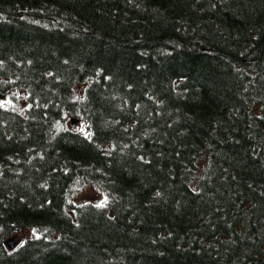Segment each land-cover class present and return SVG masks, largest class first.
I'll return each mask as SVG.
<instances>
[{"label": "trees", "instance_id": "1", "mask_svg": "<svg viewBox=\"0 0 264 264\" xmlns=\"http://www.w3.org/2000/svg\"><path fill=\"white\" fill-rule=\"evenodd\" d=\"M7 93L0 264H264V0H0Z\"/></svg>", "mask_w": 264, "mask_h": 264}, {"label": "rangeland", "instance_id": "2", "mask_svg": "<svg viewBox=\"0 0 264 264\" xmlns=\"http://www.w3.org/2000/svg\"><path fill=\"white\" fill-rule=\"evenodd\" d=\"M85 85H86L85 83L77 84L76 92L82 93L84 91ZM14 93L16 95H19V92H17V91H14ZM18 98L16 97L17 101H18ZM9 101H11V99L9 98V93H7L6 95H2L0 97V103L7 104ZM69 122H71V121L69 120ZM73 125L76 128L85 130V127L82 126V124H79L78 121H75L73 123ZM102 197H103V193L99 188L89 186V185L76 186V188L74 189V191L71 195V198L74 201H81V200L87 199V198H93V199L99 200ZM31 231H32L31 229H23L22 231H19V232L12 234V237H15V239H17V240H22V238L26 235H29L31 233Z\"/></svg>", "mask_w": 264, "mask_h": 264}, {"label": "water", "instance_id": "3", "mask_svg": "<svg viewBox=\"0 0 264 264\" xmlns=\"http://www.w3.org/2000/svg\"><path fill=\"white\" fill-rule=\"evenodd\" d=\"M5 243L9 248H14L19 243V241H16L14 237L10 236L5 240Z\"/></svg>", "mask_w": 264, "mask_h": 264}]
</instances>
